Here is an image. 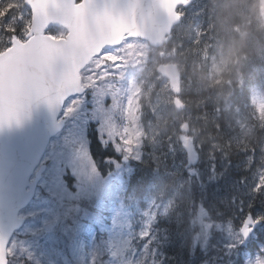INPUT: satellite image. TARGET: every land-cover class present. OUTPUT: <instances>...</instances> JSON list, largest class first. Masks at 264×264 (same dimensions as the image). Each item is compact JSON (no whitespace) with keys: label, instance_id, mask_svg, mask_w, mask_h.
Here are the masks:
<instances>
[{"label":"rangeland","instance_id":"374dc122","mask_svg":"<svg viewBox=\"0 0 264 264\" xmlns=\"http://www.w3.org/2000/svg\"><path fill=\"white\" fill-rule=\"evenodd\" d=\"M229 1L236 3L233 5L236 9H247L253 15V10L250 9L251 5L248 4V0L241 2L238 0ZM223 2L224 0H221L220 4H223ZM257 5L263 9L258 12L259 17L257 20H261L262 16L264 17V0L258 1ZM8 7L7 16H3V24L9 25L8 20L13 19L16 15L13 25H22L25 34L31 20L29 8L18 0H9ZM14 7L15 10L13 9ZM180 12L182 14L185 13L184 9H180ZM250 19L252 20L251 17ZM261 24L264 25V22L262 21ZM234 31H239V29L232 27L227 34L220 35L224 42V52L221 54L223 58L219 65L212 63L209 66L213 73L200 72L198 69L201 66L197 65V72L193 75L186 73L184 80H181L183 84L187 83L189 85H191V82H195L192 88L196 92H206V97L202 101L222 99L227 91L226 87V89L221 88L222 91L219 93H211L209 87L214 85L210 83L217 85L220 83L221 80H218L221 78L220 72L228 67L229 54L235 46L248 52L255 51L257 53L259 51L261 52L259 54L264 58V38L261 40L255 33L251 37L241 39L233 36L237 34ZM260 32H262L261 29ZM4 35L0 28V44L4 41ZM10 43L11 37L2 45L3 50ZM116 50L107 52L84 72L83 83L89 89L91 97L74 98L69 107L67 104H69L70 100L66 102V112L62 114V117H65L68 121L66 134L55 137L51 145H49L47 154L45 153L44 155L43 163L47 164V169L39 182L38 194L34 204L23 212L22 215L26 218V226L20 230V235L18 234L13 239V244L11 242L8 247V253H12L13 249L20 250L21 253L32 258L36 264H84L83 262L87 260L88 263L91 260L93 261L98 253V251L95 252L99 247V240L96 238L95 230L99 228L107 229L106 234L107 238H109L107 241L108 249L112 252V259L109 264H138L130 244L136 225H140L142 228L138 231L139 233L146 232V226L152 218L167 214L178 201L187 203L189 196L188 172L196 174L204 189H209L214 198L212 202L217 203L215 208L221 207L225 210H233L235 215L238 212H243L250 207L253 196L259 188H263V197L260 198L258 204L264 203V162L258 165L257 169L252 168L251 163H249L250 175H244L242 178L244 181L242 182H239V179L234 180L230 174L224 177L214 175L212 171V168L215 167L214 163L208 159L212 151L216 150L218 146L216 142H208V140L199 136L196 126L192 124V122L198 121V118L193 119L191 113L186 114L187 122L190 125L189 135L196 142L197 150L200 154L198 162L199 164L202 163V165L193 168L188 162L185 151L181 147L180 136L176 131L175 124L179 117L174 107L172 111L175 113V119L168 117L167 108L173 97L169 84L156 72V66L160 62L174 60V54L167 52L164 57L160 58L159 50L155 51L145 43L137 40L129 41L122 48ZM127 66H131V69L134 67L137 71H144V83L147 86L149 85V92L154 90L156 94L154 110L157 120L142 125L139 123L137 116L136 119L131 116L132 114L136 115L138 94V82L134 78L131 79L128 87H118L113 83L106 84V82L112 80L117 72H121L123 76L126 68H128ZM229 71L231 75L235 76V71H231V69ZM249 74V82L251 84L256 80L257 76L251 72ZM239 75L242 76L241 73ZM188 88H191V86H188ZM186 89L187 86L184 85V90L186 91ZM112 93L114 96H112ZM109 96L112 97L113 102L117 104L123 103L124 110L122 109V113L125 119V126L123 129L120 128L116 135H114L115 129L107 131L106 127L103 130L100 129V132L106 134V141L112 140L114 136L119 138L115 146L120 155L148 162L151 160L154 166V176L161 180L158 184H151L146 205L143 208H139L137 213L131 208L122 209L120 207L123 202L120 191L124 186V180L120 172H116L113 175L117 180V183H115L114 179L94 178L91 169H89L88 177L87 169L84 166L88 157L85 148H82V146L84 147L88 144L86 126L89 121L95 122L97 120L96 116H100L101 121L104 119L103 110L105 107L109 108L110 105V101L107 102ZM255 100L258 113L252 116H245V126L241 124L242 136L244 135V137L252 134L253 120L259 122V124H264V99L258 93L255 96ZM88 102H92L94 106L89 107L87 105ZM104 102L105 106H103ZM125 108H127L128 113L125 112ZM110 113H114L112 106ZM138 115L140 116L139 113ZM166 120L168 121L165 122ZM247 122L250 126L247 125ZM182 123H178L179 127ZM164 136L172 138L170 143L164 142ZM72 138L74 139L71 140ZM65 144L68 145L69 150L64 146ZM71 149H73L72 153ZM258 155L257 149L247 154L248 157L250 156L249 160L252 159V156ZM169 157L171 162H168ZM225 165L227 164L221 163V167H225ZM67 171L74 178V182L68 178H66L67 182H65L64 176ZM67 184L70 185L69 187L73 186L77 189L69 190L70 188ZM99 193L102 195L112 194V197L116 201L118 200L120 204L114 209L112 221L107 228H105L104 220L100 215L84 207L87 203L85 200L91 201L94 197H98L97 194ZM73 200L74 202L72 203ZM95 203H97V199ZM81 206H83L84 212L79 215L73 214L72 210L74 209L75 212H78ZM256 212H260L259 207ZM82 217H90V225H86ZM66 220H70V222L68 223ZM195 224L198 233L191 227L188 238L190 241L199 244L203 249L207 245L213 228V224L209 221L204 209H199ZM219 233L226 234L227 238H233L229 228L220 230ZM87 234L91 238L89 256L84 252V237ZM188 257V260L193 258L191 255H188ZM81 258H84L82 262ZM247 264H264V258L255 257L248 259Z\"/></svg>","mask_w":264,"mask_h":264},{"label":"water","instance_id":"95a60500","mask_svg":"<svg viewBox=\"0 0 264 264\" xmlns=\"http://www.w3.org/2000/svg\"><path fill=\"white\" fill-rule=\"evenodd\" d=\"M76 1L26 0L32 11L28 39L15 38L13 46L0 54V264H7V243L23 223L18 212L32 199L44 166L33 183L30 177L50 138L64 126L58 121L64 102L83 92L80 70L103 49L120 43L126 33L160 43L179 21L176 6L189 3ZM53 25L68 29L66 39L45 34Z\"/></svg>","mask_w":264,"mask_h":264},{"label":"bare ground","instance_id":"6f19581e","mask_svg":"<svg viewBox=\"0 0 264 264\" xmlns=\"http://www.w3.org/2000/svg\"><path fill=\"white\" fill-rule=\"evenodd\" d=\"M238 1L241 2L244 0H238ZM234 4H236V3H232V6ZM218 9H222V7L219 6ZM227 14H228V16L225 19H222V22H220L219 25L216 23V28H217L218 34L220 32H221V34H224V33L227 34V32L229 30V23H227V22H230L231 19L235 16V14H233L229 11H227ZM224 15H225V13H224ZM213 17L216 20L215 13L213 14ZM255 33L261 40H263V36L261 35V32H255ZM219 37L221 38L220 35H219ZM221 40H222V38H221ZM249 53L252 56H256L255 51H249ZM75 57H76V53H73L71 55V58L75 59ZM186 64L189 66H193L195 63L193 61H188ZM242 67L245 68L246 70L239 72L232 66H229V69H231V71H235V75L241 73L242 76L246 77L247 83H249V85H250V82H249L250 74L249 73L251 72V73H254L255 76H258L263 72V69H264L263 63H261L256 58L254 59V65L253 66L248 68L246 64H242ZM195 72H197V68H194V69L192 68L191 69V75H193ZM221 91H222L221 89H218V90H215L214 92L219 93ZM198 96L206 97V92H196L195 96L189 97L186 114L187 113L196 114L201 119L202 125H200L198 127V132H199V136L202 139L208 140V142L211 141L213 143L215 141L219 140L223 144V142L226 140V138H228L229 135H231L234 132L238 133V131L234 127L233 114L231 112H224V111L222 113L221 111L217 110V107L218 106H221L222 108L227 107L229 102L238 104L240 106H241V104L243 105L244 101L246 99L243 92L227 90L225 92V94L223 95L222 99H212V100H208L206 102H203L202 101L203 99L198 97ZM209 102L213 106H209L207 104ZM167 109H168V117H170V118L172 117L173 119H175V117H176L175 113L169 107ZM219 120H221L225 123L224 127H222L218 124ZM212 123H214L216 125L215 130H212L210 127ZM216 132H219V133L224 132L225 135H224V137L220 136V135H216V134H214ZM235 141H237V140H235ZM240 144L243 147L244 154L241 156L236 154L235 155L236 162H234L233 164L231 162V164H232V166H240L242 164V162H244V164L242 165V167H244V168H242V169L247 170L248 169V156H247V154L251 153V151H254L256 148L254 146L246 144V143L241 142ZM216 150H213L212 154L215 153ZM229 161H230V159H229ZM147 176L150 177L149 174H147ZM209 198H211L210 201H212V199H214L213 197H209ZM183 231H187V228L185 227V230H183Z\"/></svg>","mask_w":264,"mask_h":264},{"label":"trees","instance_id":"16d2710c","mask_svg":"<svg viewBox=\"0 0 264 264\" xmlns=\"http://www.w3.org/2000/svg\"><path fill=\"white\" fill-rule=\"evenodd\" d=\"M0 18H2L3 16H5L7 14V12L9 11V2H7V0H0ZM230 4V1L229 0H224L223 4H220V2H216V4L212 5V2L211 0H209L207 2V5H206V13H205V16L208 17L209 14H213L214 11L216 10V13L218 15H222V17H224V13H225V17L228 16L227 14V10L226 7ZM219 6L222 7V9H218ZM243 106H245V101H244V104L241 106L238 105V104H235V103H231L229 102L228 106L225 107L226 109L222 110L221 112L223 113L224 112H231L232 114L233 113H237L238 111H241V110H244ZM218 124L222 127H224L225 123L221 120L218 121ZM211 129L212 130H215L216 129V125L214 123L211 124ZM216 135H220V136H223L225 135L224 132H221L220 134L218 132L214 133ZM228 136V135H227ZM223 145L226 146V152L227 154L229 155V159L230 161L232 162V164L234 162H236V158H235V155L236 154H230L228 152L229 148L233 145V137L230 135V137L228 136V138H226V140L223 142ZM229 147V148H228ZM91 153H92V157L94 159V161L98 164V165H101L103 160L106 158V157H109L111 154L109 152V150H102L101 148L99 149L98 145H97V140L96 138H93V144H92V147H91ZM239 155V154H238ZM241 156V155H239ZM228 159V160H229ZM244 164V162H242V164L240 166H236V167H239V168H244L242 167V165ZM136 167L134 168L135 172H134V178H133V182H134V185H132V187H134L135 189H138V191H135L136 193L139 192L141 193L140 191L141 190H144V188L140 186V183L141 181L143 180L144 182V185H146L147 183V179L149 180V177L147 176V172H145L143 170L141 166V164H136L135 165ZM243 170V169H242ZM140 172V174H139ZM141 188V189H140ZM140 189V190H139ZM212 202V201H211ZM213 206L214 205H217V203H213ZM157 227L160 226V224H155ZM183 230H185V224H183V227H182ZM144 256L146 257L143 261V264H151V262L155 259V256L153 254L150 253L149 249L146 247L145 250H144Z\"/></svg>","mask_w":264,"mask_h":264}]
</instances>
